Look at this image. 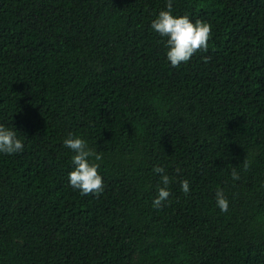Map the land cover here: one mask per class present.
Returning a JSON list of instances; mask_svg holds the SVG:
<instances>
[{"label":"trees","instance_id":"obj_1","mask_svg":"<svg viewBox=\"0 0 264 264\" xmlns=\"http://www.w3.org/2000/svg\"><path fill=\"white\" fill-rule=\"evenodd\" d=\"M171 3L212 29L179 67L151 28L168 0H0V125L24 144L0 153V264H264V0ZM69 135L103 154L99 198L69 184Z\"/></svg>","mask_w":264,"mask_h":264},{"label":"clouds","instance_id":"obj_2","mask_svg":"<svg viewBox=\"0 0 264 264\" xmlns=\"http://www.w3.org/2000/svg\"><path fill=\"white\" fill-rule=\"evenodd\" d=\"M167 9L161 11L158 17L152 21L151 28L161 37L167 38V59L172 67H179L182 63L187 64L197 52L208 51L212 29L211 25L205 21L197 20L193 23L188 16H173L171 0H168ZM63 143L74 153L72 157L74 170L68 176L70 186L83 196L95 194L96 198H99V195L104 191L103 177L98 171L100 165L91 162L90 158L94 157L95 161H100L103 154L91 150L87 142L79 137L74 138L69 135ZM23 148L24 144L17 137L16 132L0 125V153L11 155L22 152ZM242 166L245 170L250 166L247 158ZM153 171L163 174L161 176L163 187H158L157 197L153 201L154 209H160L163 202L167 201L171 195L168 190L171 178L165 173L163 167H156ZM179 172L180 169L177 168V173ZM231 175L234 181L240 179L235 167H233ZM180 183L181 190L185 195H188L190 192L189 181L184 179ZM216 201L219 209L226 213L229 209V202L222 190L217 191Z\"/></svg>","mask_w":264,"mask_h":264}]
</instances>
